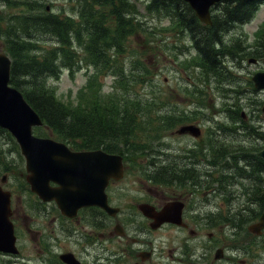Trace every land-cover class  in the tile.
<instances>
[{"label":"flooded vegetation","instance_id":"obj_1","mask_svg":"<svg viewBox=\"0 0 264 264\" xmlns=\"http://www.w3.org/2000/svg\"><path fill=\"white\" fill-rule=\"evenodd\" d=\"M194 16L183 15L189 21ZM166 24L170 25L169 21ZM177 33L180 41L175 60L182 70L181 61L190 58L194 47L187 28L179 27ZM248 33L232 28L223 35L219 77L205 78L198 86L204 91L203 101L210 94L209 86L215 91L220 100L218 108L205 102L193 108H159L160 133L155 135L154 151L146 153L151 156L136 158L134 154L139 153L130 149L125 155L114 153L122 156L123 169L121 177H110L105 187L107 204L114 213L90 205L67 216L54 201L40 200L27 186L44 219L50 218L44 223L43 254L34 264H66L60 258L65 253L80 264H252L257 240L264 237V229L252 226L260 214L256 217L258 207L250 200L264 196V158L259 154L264 148V89L255 86L251 75L242 76V71L246 64L254 66L255 72L264 71V45L254 33L249 43ZM157 36L161 38V33ZM187 73L191 90L196 87L195 79L190 69ZM177 94L191 100L180 91L170 90V95ZM163 115H170L175 126L164 129ZM187 125H196L199 133H178ZM97 149L113 153L102 147L92 150ZM129 175L133 179L124 185ZM26 176L22 174L25 181ZM143 205H149L157 216L169 205L173 212H180L182 223L164 221L158 225V218L154 221L142 211ZM219 229L223 230L221 240L215 237ZM29 230L27 227V233ZM28 260L0 252V264H30Z\"/></svg>","mask_w":264,"mask_h":264},{"label":"trees","instance_id":"obj_2","mask_svg":"<svg viewBox=\"0 0 264 264\" xmlns=\"http://www.w3.org/2000/svg\"><path fill=\"white\" fill-rule=\"evenodd\" d=\"M65 1L72 13L61 15L46 9L44 0H0V39L11 58L9 83L23 94L43 121V128L37 127L34 132L41 136L44 127L50 129L57 139L77 150L102 147L125 155L130 149L137 155H146L154 151L155 135L160 133L157 110L178 105L149 78L145 53L126 50V40L144 35L148 41L144 38L141 42L147 46L158 40L156 32L161 33V47L176 58L178 28H187L195 54L188 64L190 58L183 59L180 67L186 72L193 70L196 87L183 91L193 101L197 99L196 88L205 78L219 77V42L223 32L228 25L249 19L264 0L224 2L214 12L211 25L200 23L195 16L194 22L186 20L184 13L193 11L182 0ZM163 19L170 25L162 26ZM166 32L173 33V42L168 41ZM47 39L50 46L44 47ZM123 53H127L126 68L125 61L119 59ZM81 66L91 71L86 75V84L73 95L75 100L59 97L51 80L63 71L73 75ZM107 76L112 78L113 92L102 91L101 78ZM148 83L151 89L144 98L136 88ZM163 117L164 129L175 126L170 115ZM0 137L18 149L7 130L0 128ZM250 200L258 207L257 217L264 207V196L256 195Z\"/></svg>","mask_w":264,"mask_h":264},{"label":"water","instance_id":"obj_3","mask_svg":"<svg viewBox=\"0 0 264 264\" xmlns=\"http://www.w3.org/2000/svg\"><path fill=\"white\" fill-rule=\"evenodd\" d=\"M184 1L201 21L211 23L210 7L223 0ZM10 68V57L0 52V128L7 130L18 145L24 158L26 181L31 192L44 202L54 201L67 216L74 215L80 207L90 205L114 213L107 204L105 187L110 177H121V156L107 154L101 149L72 150L64 141L35 135L33 128L42 126L43 121L23 94L9 83ZM253 81L257 88H264V72L256 73ZM183 129L191 130L192 127ZM261 155L264 156V150ZM4 182L5 176L0 181V252L16 255V235L10 218L11 192L3 187ZM51 182L56 186H51ZM142 211L154 221L158 218L157 223H180V212H173L169 205L159 216L152 213L153 209L149 205H143ZM256 227L264 228V209ZM60 258L66 264H80L70 253Z\"/></svg>","mask_w":264,"mask_h":264},{"label":"rangeland","instance_id":"obj_4","mask_svg":"<svg viewBox=\"0 0 264 264\" xmlns=\"http://www.w3.org/2000/svg\"><path fill=\"white\" fill-rule=\"evenodd\" d=\"M46 3V7L53 12H60L61 15L72 13L70 9V4H68L65 0H44ZM3 9V7H0ZM140 11H142V5H139ZM64 10V12H62ZM213 12V10H212ZM211 12V13H212ZM264 19V3H262L258 10L255 13L254 18L252 21L247 24L244 29L247 30L248 33V42H253V36L251 32L258 28L262 20ZM166 20L161 21V25H167ZM172 30V29H171ZM170 30V31H171ZM167 36H169L168 41L173 42V33L166 32ZM157 34V32H156ZM145 38V41H148L147 36L144 35H133L125 42L126 50L127 49H135L142 51L145 53V64L149 68V78L154 84H157L162 90L167 91L170 94V90L174 91L175 93L180 91L183 93L188 87L186 83V74L183 70L177 67V61L173 57V55L169 52H165L161 47L162 38H159L152 44L142 45V40ZM261 39V38H260ZM259 39V40H260ZM46 44H43L44 47L50 46V40L43 41ZM4 42L0 39V52H5L4 49ZM176 50V49H175ZM177 52V50H176ZM6 53V52H5ZM127 53H123V57H119L121 61H125V68L128 66V58ZM125 56V57H124ZM245 72L244 69L242 71V76H250L252 72H255V67L249 64L245 65ZM177 67V68H175ZM91 69L87 68L84 69V66L74 72L73 75L67 71H63L57 79L51 80V83L55 84L56 92L59 97L63 99L75 100L73 98L74 94L77 95L79 90L86 84V75L90 73ZM167 79L166 81L164 79ZM102 84V91L103 92H113L115 87L112 83V78L102 77L101 78ZM149 88L151 89L150 84L142 85L136 88V91L142 94V97L149 96ZM117 91V89H116ZM204 92L201 87L196 88V93L198 94L200 100H197L195 103L189 98L187 99L185 96L177 94L170 95L171 101H175L178 107L180 108H193L196 105H202L204 102L206 106H215L218 108L220 105V100L218 99V95L213 91L209 86V95L205 101L204 95L201 93ZM72 98V99H71ZM165 100L167 97L163 95ZM202 98V99H201ZM205 106V107H206ZM42 127V126H39ZM37 128V127H36ZM43 128V127H42ZM35 133V132H34ZM195 133H199V130H195ZM36 134V133H35ZM41 136H47L57 139L54 134L44 127L43 134ZM146 139V137H145ZM59 140V139H57ZM168 141H170L168 139ZM136 158H143L147 157V155H135ZM25 162L23 156L20 154L19 148L16 150L15 145L9 140L6 142L4 139L0 137V180L3 176H5V184L3 187L9 190L12 194L11 198V210L12 222H15V226L19 227V233L17 238V243H21L19 247L18 254L20 256H26V258H30L28 260L30 264H34L37 257L42 256L41 248H43V244L41 243V239L44 235V223L45 220H49L50 218H45L42 215V208L41 206L36 203L35 196H33L27 190L26 181L22 178V174H26L25 171ZM24 179V180H23ZM133 179L132 175H129L126 180L123 182L124 185L131 182ZM134 187H138L139 185H133ZM217 199V198H216ZM217 203V200L215 201ZM212 205V202H210ZM32 210H31V208ZM29 227L30 230L27 233L26 228ZM17 232V231H16ZM171 233H174L172 231ZM248 233V232H247ZM178 237L181 236L180 233L176 234ZM216 239L221 240L223 238V230L219 229L217 235L215 236ZM246 236L242 234V238ZM260 238V237H259ZM258 241V248L257 252L254 253V259L252 264H264V237L257 240ZM256 241V242H257ZM177 246V244H176ZM74 249V248H72ZM256 256V257H255ZM25 261H22L24 264ZM9 264V263H8Z\"/></svg>","mask_w":264,"mask_h":264},{"label":"bare ground","instance_id":"obj_5","mask_svg":"<svg viewBox=\"0 0 264 264\" xmlns=\"http://www.w3.org/2000/svg\"><path fill=\"white\" fill-rule=\"evenodd\" d=\"M20 38V37H19ZM18 41V40H17ZM24 42V41H23ZM15 43V42H14ZM19 46V45H18ZM21 46V45H20ZM23 46V45H22ZM16 51V50H15ZM21 54V53H20ZM31 84V83H30ZM112 115V114H111ZM117 120V119H116ZM132 123V122H131ZM116 124V123H115ZM132 128V127H131ZM230 131V130H229ZM161 167V166H160ZM161 169V168H160ZM181 173V172H180ZM192 173V172H191ZM180 176V175H179ZM182 177V176H181ZM185 177V176H184ZM250 208V207H249Z\"/></svg>","mask_w":264,"mask_h":264}]
</instances>
